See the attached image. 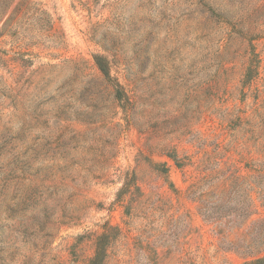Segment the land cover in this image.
<instances>
[{"label": "rangeland", "instance_id": "obj_1", "mask_svg": "<svg viewBox=\"0 0 264 264\" xmlns=\"http://www.w3.org/2000/svg\"><path fill=\"white\" fill-rule=\"evenodd\" d=\"M102 234L99 264H264V0H0V264Z\"/></svg>", "mask_w": 264, "mask_h": 264}, {"label": "trees", "instance_id": "obj_2", "mask_svg": "<svg viewBox=\"0 0 264 264\" xmlns=\"http://www.w3.org/2000/svg\"><path fill=\"white\" fill-rule=\"evenodd\" d=\"M95 64L97 69L100 72V81L104 84L105 91L108 92V94L112 98V102L119 106L122 107L123 110L125 111V115L128 117V109L130 102L128 98L125 96L124 92L121 90L119 84L113 80V78L109 75L108 70L104 64L103 58L100 56L95 57ZM162 151H164V148H161ZM123 188L118 192V196L122 194ZM105 234H102L97 241V246H96V253L93 259L91 260L90 264H99L100 260L103 257V254H105ZM262 262L261 259H256L254 261L248 262L247 264H260Z\"/></svg>", "mask_w": 264, "mask_h": 264}]
</instances>
